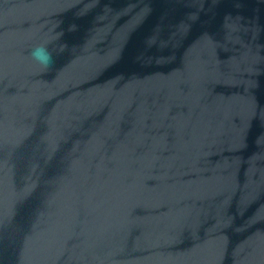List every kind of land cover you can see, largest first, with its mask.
Masks as SVG:
<instances>
[{
  "label": "water",
  "instance_id": "water-1",
  "mask_svg": "<svg viewBox=\"0 0 264 264\" xmlns=\"http://www.w3.org/2000/svg\"><path fill=\"white\" fill-rule=\"evenodd\" d=\"M0 264H264V0H0Z\"/></svg>",
  "mask_w": 264,
  "mask_h": 264
},
{
  "label": "clouds",
  "instance_id": "clouds-1",
  "mask_svg": "<svg viewBox=\"0 0 264 264\" xmlns=\"http://www.w3.org/2000/svg\"><path fill=\"white\" fill-rule=\"evenodd\" d=\"M31 57L43 70H49L54 65L53 54L44 45L34 47L31 50Z\"/></svg>",
  "mask_w": 264,
  "mask_h": 264
}]
</instances>
